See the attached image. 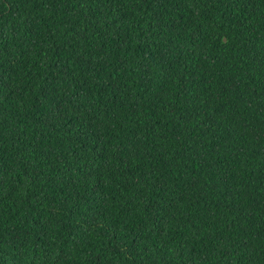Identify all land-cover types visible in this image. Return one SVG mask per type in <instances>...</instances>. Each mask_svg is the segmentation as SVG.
<instances>
[{
	"label": "trees",
	"instance_id": "obj_1",
	"mask_svg": "<svg viewBox=\"0 0 264 264\" xmlns=\"http://www.w3.org/2000/svg\"><path fill=\"white\" fill-rule=\"evenodd\" d=\"M0 264H264V0H0Z\"/></svg>",
	"mask_w": 264,
	"mask_h": 264
}]
</instances>
